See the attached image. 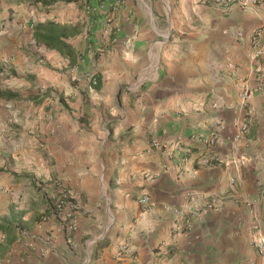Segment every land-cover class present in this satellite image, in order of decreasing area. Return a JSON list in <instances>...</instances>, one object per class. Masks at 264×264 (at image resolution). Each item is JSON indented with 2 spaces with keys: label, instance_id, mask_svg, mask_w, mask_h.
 I'll use <instances>...</instances> for the list:
<instances>
[{
  "label": "crops",
  "instance_id": "1",
  "mask_svg": "<svg viewBox=\"0 0 264 264\" xmlns=\"http://www.w3.org/2000/svg\"><path fill=\"white\" fill-rule=\"evenodd\" d=\"M241 1L0 0V264H264V0ZM45 21L84 22L72 63ZM62 189L73 232L41 221Z\"/></svg>",
  "mask_w": 264,
  "mask_h": 264
},
{
  "label": "built area",
  "instance_id": "2",
  "mask_svg": "<svg viewBox=\"0 0 264 264\" xmlns=\"http://www.w3.org/2000/svg\"><path fill=\"white\" fill-rule=\"evenodd\" d=\"M258 1L259 0H253L250 2V0H242L241 4L243 6H247L249 3L255 4ZM218 2L222 6H227V4H228L227 0H218ZM84 8H85L84 9L85 13L90 15V16L94 15L95 12L99 9V7H98V9L92 7V5L90 3H85ZM101 29H102V31H101L100 42L104 43L105 41H108V40L112 44L117 42V40H118L117 35L121 31L119 26L111 25L110 23L105 22ZM255 42H256V39H253L252 43L254 44ZM98 50H99V47L97 48V46H94L93 42L90 41V38H87L86 53L88 55H90L91 60L93 62L97 61L96 52ZM248 59L251 62H258L257 60H259V59H262L264 61V52L256 51L253 54H250L248 56ZM255 72H260L259 66H256ZM87 77L89 78L90 83L92 85H97V79L93 76V74L88 73ZM249 93L250 92H249L248 88L246 87V85H244L242 93H241V100L243 103H245L247 101ZM246 129H247V125H246V122L244 121L240 126V133L241 134L245 133ZM206 141L209 142L210 144L213 143L212 138H210V139L208 138V140H206ZM175 143H176V145H178V142H175ZM153 146L158 147L159 145L157 143H154ZM144 177L147 179L152 178V176H150L149 174H144ZM72 195H74V197H72V199H75L78 196L77 194H72ZM69 196H71L70 193L67 190L62 189L60 191V193L53 198L52 215L51 216L43 215L41 217V221L43 223H45L50 218L54 217L57 221H59L60 223H62L64 225V227L66 228L67 231L73 232L76 228V223H75V218L71 212V210H73V209H71V207L73 205L69 206V202L71 199ZM138 202L142 205H147L148 199L145 195H143L138 199ZM68 206L70 209H68ZM254 247L256 249L257 254L261 257H264V237L258 235L254 241Z\"/></svg>",
  "mask_w": 264,
  "mask_h": 264
},
{
  "label": "trees",
  "instance_id": "3",
  "mask_svg": "<svg viewBox=\"0 0 264 264\" xmlns=\"http://www.w3.org/2000/svg\"><path fill=\"white\" fill-rule=\"evenodd\" d=\"M34 4H42L47 7L56 2L75 3L78 0H28ZM83 27L79 22L74 24H60L55 21H45L37 23L33 27V40L37 46H43L47 49L57 51L66 57L69 62H73L74 53L70 44L66 41L68 38L79 35ZM53 208V205H52Z\"/></svg>",
  "mask_w": 264,
  "mask_h": 264
},
{
  "label": "rangeland",
  "instance_id": "4",
  "mask_svg": "<svg viewBox=\"0 0 264 264\" xmlns=\"http://www.w3.org/2000/svg\"><path fill=\"white\" fill-rule=\"evenodd\" d=\"M82 1V4H80V9H81V11L83 12V13H85L84 11V5H85V3H90V1H92V0H85L86 2H84V0H81ZM83 15H87V16H89L88 14H83ZM84 18V17H83ZM80 24H81V26L83 27V30L86 28V26H85V24H84V22H80V21H78ZM74 24V23H73ZM42 217V216H41Z\"/></svg>",
  "mask_w": 264,
  "mask_h": 264
}]
</instances>
